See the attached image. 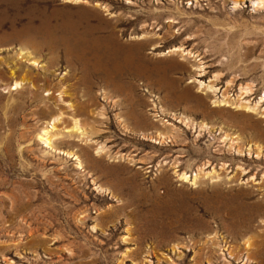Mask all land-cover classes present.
<instances>
[{"label": "rangeland", "instance_id": "1", "mask_svg": "<svg viewBox=\"0 0 264 264\" xmlns=\"http://www.w3.org/2000/svg\"><path fill=\"white\" fill-rule=\"evenodd\" d=\"M0 264H264V0H0Z\"/></svg>", "mask_w": 264, "mask_h": 264}, {"label": "bare ground", "instance_id": "2", "mask_svg": "<svg viewBox=\"0 0 264 264\" xmlns=\"http://www.w3.org/2000/svg\"><path fill=\"white\" fill-rule=\"evenodd\" d=\"M39 30L42 31V32H40L42 35H45V34H46L45 27H40ZM23 32H24L26 35L31 36V34H30L31 32H30V31L27 32V31H24V30L17 31V32H13L12 34H13L14 36H17V35H23ZM19 52H20V51H19ZM172 52H173V51H172ZM172 52H171V53H172ZM20 53H21V52H20ZM173 53H175V52H173ZM115 54H116V53H115ZM115 57H116V56H115ZM21 58H22V57H21ZM23 58H24L25 60L31 61L32 64H35V63L37 62V59L34 58L32 52L29 51V50H27V48H26V49L23 48ZM23 58H22V59H23ZM128 60H130V58H128ZM106 61H107L108 63H112L111 59H109V58H107ZM97 63H98V64H102V56L100 57V59L97 60ZM210 82H211V81H210ZM213 84H214V83H213ZM213 84H206V85H205L204 83L198 81V89H199L200 91H202V92H210V93H212V94H215L216 89L213 88ZM15 85H17V84L15 83ZM17 86H18V85H17ZM223 97H224V96H223ZM213 103H214L215 105L221 106V105H224V104H229L230 101H229L228 99H226V98H222V99H220V98H215V100H214ZM244 106H245V105H244ZM248 108H249V107H248ZM252 108H253V107H252ZM252 110H254V108H253ZM72 129H75V130L79 131V130H78L79 128H77V125H76V124L73 125ZM81 134H83V132H81ZM42 135H45V136H46V135H47V131H42ZM162 135H163V134H162ZM41 137H42V136H41ZM161 137H162V136H161ZM164 137H165V136H164ZM44 141H45V142L48 141V137L45 138ZM181 178H182V180L186 179V177H184L183 174H182Z\"/></svg>", "mask_w": 264, "mask_h": 264}]
</instances>
